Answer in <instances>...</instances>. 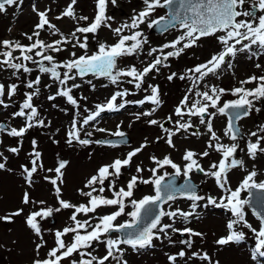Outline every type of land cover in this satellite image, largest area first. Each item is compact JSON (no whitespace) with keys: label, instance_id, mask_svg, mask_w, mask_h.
Returning <instances> with one entry per match:
<instances>
[{"label":"rangeland","instance_id":"obj_1","mask_svg":"<svg viewBox=\"0 0 264 264\" xmlns=\"http://www.w3.org/2000/svg\"><path fill=\"white\" fill-rule=\"evenodd\" d=\"M70 2L71 0H22V3L15 6H6V11L0 13V42L4 40L16 42V38L19 41L27 40L29 34L32 35L34 31H37L35 25L38 23V16L33 11V6L38 11H46L50 23L59 29L58 34H53L54 30L45 26L44 30H40L39 37H33V42L38 38L45 43H52L60 39V34L70 37L77 27L87 26L94 19L96 0H77V3L73 6L76 17L86 16L89 18L88 21H80L70 17L57 19V16L61 15ZM252 3H255V0H249V3L243 6V9L248 10ZM143 7L142 0H118L115 6H112L109 2L107 15L114 18L109 23H111L112 28H116L120 24L129 21L134 12H139ZM165 14V9L159 8L150 19H157ZM258 14L264 13L258 11ZM140 30L147 38L148 43L143 46V50L139 55L120 58L118 61L120 68L135 66L138 70H142L153 59V57L147 55L151 48H158L174 40L182 32L180 29L170 28L166 32L154 33L149 31L147 23L140 25ZM124 34H130V31L126 29ZM87 35L89 38V55L97 50L99 43L112 45L118 39L111 29L104 26L98 29L95 37H93V34ZM77 36L83 38V34L77 33ZM73 42L62 43L60 47L64 48V51L51 52L57 62L71 59L72 52H75L76 56L84 54V50L73 47ZM25 45H29V43ZM221 49L222 45L214 37L202 38L198 46L186 49L179 57L169 58L166 61L168 67H160L159 72L153 71L148 75L141 89H136L134 83H128L131 78H121L119 84L113 85L108 79L104 77L97 78L91 74L83 79L77 77L75 83L79 84L80 87L73 89L72 95L77 99L78 107L67 103L66 98L60 96H56L54 100H49L48 97L50 95L55 96L58 88L62 86L54 82L50 75L39 73L37 66L31 62L24 61L28 67L33 69L30 74L20 71L16 76L12 74L13 69L0 66V84L5 85L6 88L11 84L17 85V92L12 97L7 95L0 97L4 102L0 105V124L5 121V124L10 128L17 129L25 126L26 118L14 117L13 113L17 112L20 102L26 98L25 94L33 91V89L27 88V82L35 80L37 76L41 77V82L38 86L34 85V88L39 87V94L33 97L32 103L37 108L38 116L36 119L44 121V126L36 125L29 128L23 137H12L8 135L10 131V129H7L8 127L0 126V129H3V131H0V162L6 165L4 169H0V217L10 215L18 209H23L22 214L12 217L11 221L0 220V264H33L35 259L46 258L49 249L55 246V231L72 225L69 218L73 209L61 210L59 213L54 212L52 216L43 220L37 218L43 230V239L46 241L37 255L36 244L40 243V238L28 227L26 217L33 211L47 207H59L54 186L45 177L54 178L56 173L49 171V169L54 170L62 161L67 163L66 167L62 169L63 182L61 183L58 180V185L62 190L61 198L73 205L87 204L88 198L81 196L78 190H89L85 188V184L92 175L96 174L99 167L110 164L117 158H124L129 151L140 147L142 144L146 145L143 150L133 158L130 166L122 169V175L118 180L116 190H119L120 187L126 188L127 182L134 175L144 179L150 178L152 175L150 169L156 167L151 159L152 156L158 159L168 156L183 168L186 162L182 157L186 151L191 150L197 154L194 158L205 170L209 169L212 163H218L221 154L207 147L210 134L206 125L200 124L198 117L187 115L183 118L177 117L174 110L176 106L180 105L185 94L190 96L189 105L199 99L195 96V90L205 91L204 84L228 90L222 95L221 102L231 101L238 98L231 94V90L240 87L241 81L251 76H264V54L249 58L248 53H238L234 59L229 58L232 62L231 68H228L227 65L222 66L219 70V78L210 74L193 89L192 93H189V88H193L192 80H181L179 75L184 74L196 65L206 62ZM6 50L0 44V53ZM168 50L171 49H165V51ZM253 50H256L255 46H253ZM158 54L154 53L153 56ZM13 56L19 57V51L13 52ZM3 59L4 57L0 55V61ZM34 59L39 58L34 56ZM13 62L20 61L14 60ZM45 63L47 64V62ZM257 64H260L261 67L257 68ZM60 71L63 73L64 69H60ZM173 72L178 75L169 80L168 76ZM189 75L192 74L189 73ZM89 80L92 81L91 84L87 82ZM70 84L71 82H69ZM148 85L158 87L159 98L162 102L159 107L146 101L143 105L128 103L123 109L105 110L81 130V138L89 137L86 135L87 132L92 133L89 140L93 143L80 145L75 141L72 144L67 142V133L70 131L74 119L78 122L79 127V123L82 122L83 118L89 112L96 110L97 104L105 105L107 100L117 91L127 89L129 92L123 98L118 97V103L122 102V99L128 101L141 100L146 95L151 94L150 89L148 91L143 90L147 89ZM244 87L253 89L256 87V82L246 84ZM4 105H7V107ZM153 107H156V111L153 112L151 117L141 116L139 120L136 119L137 114L151 111ZM254 108H260L261 110L256 112L253 109L248 116L239 120L243 136H240L237 141H232L224 134L227 127L225 114L217 113L212 117L213 130L220 137L219 142L224 145L237 143L238 148L234 154L235 158L244 162L242 168L231 169L227 174L229 185L233 190L239 186L248 172L253 170L257 172L256 181H264V153L258 152L255 159L250 158L247 153V143L249 141L255 142L257 139V137L251 136V133L257 132L258 135L264 136V132H259L260 126L264 125V99L254 101ZM85 109H88V111H85ZM209 111L215 110L209 109ZM169 116L172 117V121L181 119L182 122H185L190 120L193 124V127L187 131L181 130L173 136L174 146H169L166 143V133L158 125L148 123V120L156 119L164 127L175 131L176 125L168 120ZM205 119L207 120L208 117L205 116ZM96 129H105V131H97ZM118 130L129 136L128 142L95 143V138L112 136ZM197 132L199 135L194 134ZM157 137H160V139H157ZM33 141L36 142L35 149ZM212 143L215 144L216 142L212 141ZM261 146L264 147V141H262ZM13 147L19 148V152L9 151ZM205 150L209 151V156L201 157L199 154ZM34 151L40 153V159L37 161L40 167L33 174L32 182L29 184L25 180L26 173H24L21 166L23 165L29 169L32 167L31 161L34 159ZM137 166L143 169L141 173L136 172ZM165 171L168 173L174 172L171 167H165L158 171V175H162ZM189 176L200 185L198 195L213 196L217 200L220 196L225 195L217 186L214 178L196 171L190 173ZM179 178L184 177L181 174ZM25 192L29 194L31 201L29 204L23 203ZM104 195L111 198L112 193L106 191ZM145 195H155L154 187L151 184L138 183L134 189L133 198L139 200ZM247 197L248 192L242 191L241 198L247 199ZM39 201H43L44 204L36 203ZM170 203H172V209L179 208L184 212L193 213L188 217L187 222L177 219L174 227L178 229L191 228L194 232L202 233V237H189L187 233L181 235L179 232L172 233L171 230H168L171 242L167 238L155 239L152 247L142 250H133L127 245H121L124 249L122 261H126V264H172L168 259L169 255H177L183 250L186 253L185 257L177 255L175 264H258V261L259 264H264V257H258L256 260L252 258L255 248L253 244L255 236L247 228L240 229L245 232L246 238L244 241L223 246L216 244L219 238L228 234L226 225L232 218L231 214L223 208H217L213 205L205 206L206 200H202L197 202L198 207L193 211L191 208L193 202L182 197H178ZM126 204L125 211L131 212L133 210L131 204L127 201ZM163 209L170 210L168 204H163ZM114 210V208L104 207L98 209L96 215L108 214ZM245 212L246 219L252 224L253 228L259 229V221L248 206H246ZM86 218L83 214L78 216L80 220ZM125 221L130 222L131 217L122 215L117 219L118 223ZM162 223L168 224L172 221L164 217ZM189 238L192 240L190 248L181 243V241ZM64 239L67 243H71L72 234L67 235ZM92 252L97 257H102L106 254V248L102 243H95ZM193 252L200 255L206 253L209 259L202 260L198 256L194 257ZM75 258L80 259L78 254L75 255ZM62 264H70V260L66 259L62 261ZM105 264H117V262L110 259Z\"/></svg>","mask_w":264,"mask_h":264},{"label":"snow or ice","instance_id":"obj_2","mask_svg":"<svg viewBox=\"0 0 264 264\" xmlns=\"http://www.w3.org/2000/svg\"><path fill=\"white\" fill-rule=\"evenodd\" d=\"M109 2L112 6H115L118 0H96L94 19L87 26L77 27L70 37L60 34V39L52 43H45L37 38L29 45H22L19 41L4 40L0 42L7 49L0 53L4 57L0 61V66L13 69L12 74L16 76L20 71L30 74L33 69L28 67L24 61L31 62L37 66L39 73L50 75L54 82L62 86L58 88L55 96L50 95L48 97L49 100H54L56 96H60L66 98L67 103L78 107L77 99L72 95V90L80 87L79 84L75 83L77 77L83 79L91 74L97 78L104 77L113 85L119 84L121 78H131L128 83H134L136 89H141L148 75L153 71L159 72L160 67H168L169 65L166 61L169 58L179 57L186 49L198 46L202 38L214 37L222 45V49L218 53L213 54L206 62L196 65L194 68L188 69L184 74L179 75L181 80H192L193 88H189V93H192L193 89L202 83L208 75L211 74L219 78V70H221L222 66L227 65L228 68H231L232 62L229 58L234 59L238 53H248L249 58L264 54V14H258V11L264 13V0H255V3H252L248 10H244L243 6L249 3V0H142L143 9L139 12H134L129 21L120 24L116 28H112L111 23H109L114 19L112 16L107 15ZM18 3H22V0H0V13L6 11V6H15ZM76 3L77 0H71L61 15L57 16V19L70 17L80 21H88L89 18L86 16L76 17L73 10V6ZM159 8L168 10V19L166 21L165 17L150 19ZM33 11L38 16V23L35 25L37 31L27 36L29 41H33V37H39L40 30H44L45 26L54 30L53 34L59 33V29L51 24L47 18L46 11H38L35 6H33ZM144 23H147L149 28L156 25L162 32L168 31L170 27L180 29L182 32L174 40L158 48H151L147 55L153 57V59L142 70H138L135 66L120 68L118 66L120 58L139 55L143 50V46L148 43L147 38L140 30V25ZM101 26L111 29L113 34L118 37L117 42L112 45L99 43L97 50L89 55V38L87 34L95 35ZM126 29L130 31V34H124ZM77 33L83 34V38L81 39L77 36ZM69 42H73V47H79L84 50V54L76 56L75 52H72V58L63 62H57L53 55L46 54L48 52L58 53L64 51L65 49L60 47V45ZM253 46H255L256 50H253ZM165 49L171 50L165 51ZM15 50L19 51V57L13 56V51ZM154 53L159 54L153 56ZM34 56L39 59H34ZM14 60H19L20 62H13ZM256 67L260 68L261 65L257 64ZM60 69H64L63 73H61ZM189 73L192 75H189ZM177 75V73L173 72L168 76V79L172 80ZM40 82V76L27 82V88L33 89V91L25 94L26 98L21 104L20 110L13 113L14 117H25L26 124L19 129L11 128L8 135L23 137L29 128L36 125L44 126L42 119H36L38 112L32 103L33 97L39 94V87L34 88V85L38 86ZM69 82H71L70 85ZM87 82L89 84L92 83L91 80ZM253 82H256L255 88L248 89L244 87V85ZM240 84V87L231 90V94L237 96V99L221 102L222 95L228 90L204 84L205 91L195 90V96L199 97V99L189 105L190 96L185 94L180 105L175 107L174 112L177 117L183 118L185 115L198 117L200 124L206 125L210 134L208 149H214L221 154L219 162L212 163L207 170L194 158L197 154L191 150L186 151L182 157L186 162L183 168L168 156L163 159L152 156L151 159L156 167L150 169L152 174L150 178L144 179L134 175L127 182L126 188L120 187L119 190H116V185L122 175V169L130 166L133 158L143 150L146 145L142 144L140 147L129 151L124 158H117L112 163L99 167L96 174L92 175L85 184V188L89 190H78L81 196L88 198L87 204L73 205L61 198L62 190L58 185V180L61 183L63 182L62 169L66 167L67 162L62 161L54 170L49 169V171H54L56 176L54 178L45 177V179L49 180L54 186L59 207H47L33 211L26 217L28 227L40 238V243L36 244L37 255L46 243L43 239L42 227L37 218L43 220L52 216L54 212L59 213L61 210L73 209L69 218L72 221V225L65 226L62 230H56L54 233L55 246L49 249L46 258L35 259L33 264H62V261L66 259L70 260V264H105L110 259L115 260L117 264H126V261H122L124 249L121 245H127L133 250H140L152 247L155 239L167 238L171 242L168 230H171L172 233L179 232L181 235L187 233L189 237H202V233L194 232L191 228L178 229L174 227L177 219L187 222L188 217L193 214L192 212H184L179 208L172 209V203L170 202H174L178 197H184L192 201L191 208L193 211L198 207V201L206 200L205 206L213 205L229 212L232 219L226 225L228 234L219 238L216 244L223 246L244 241L246 235L240 229L247 228L255 236V248L252 258L256 260L258 257H264V197H257L255 207L259 210L253 212V215L259 221V229L253 228L252 224L246 219L245 208L252 205V201L241 198L242 191H247L250 197L253 195L254 189L264 192V181L257 182L255 179L257 172L253 170L248 172L239 186L233 190L229 185L227 174L231 169L242 168L244 162L235 158L234 154L237 151L238 144L235 142L231 145L221 144L219 142L220 137L213 130L212 117L217 113L227 114L229 115V122L224 134L232 141H237L240 131L234 121H239L243 117L248 116L253 109L256 112L261 110L260 108H254V101L264 99V76H251L241 81ZM148 89H150L151 94L146 95L141 100L128 101L122 99V102L119 103L117 98H123L129 92L127 89L115 92L105 105L97 104L96 110L89 112L82 122L79 123V127L78 122L75 119L73 120L71 129L67 133V142L72 144L75 141L80 145L93 143L89 139L81 138V130L105 110L115 111L123 109L128 103L143 105L146 101L159 107L162 102L159 98L158 87L148 85V88L143 90L148 91ZM16 92L17 85L11 84L6 88L5 85L0 84V97L5 95L12 97ZM3 103V100L0 99V105ZM4 106L7 107V105ZM156 107H153L151 111L137 114L136 119L139 120L141 116L151 117L153 112L156 111ZM209 109H214L215 111L210 112ZM25 110L28 111L26 112ZM85 111H88V109H85ZM205 116L208 117L207 120ZM168 120L176 125L175 131L164 127L156 119H150L148 123L158 125L166 133V143L169 146H174L173 136L181 130L187 131L193 127V124L190 120L185 122H182L181 119L172 121L171 116L168 117ZM96 130L105 131V129ZM0 131H3V129H0ZM259 132H264V125L260 126ZM194 134L199 135L198 132ZM86 135L90 137L92 133L87 132ZM113 135L124 137L125 134L118 130ZM251 136L257 137V139L255 142L249 141L247 143V153L250 158L255 159L258 152L264 153V147L261 146L264 136L258 135L257 132H252ZM157 139H160V137H157ZM212 141L216 143L213 144ZM95 143L110 142L95 141ZM35 144L36 142L33 141L34 149ZM9 151L18 153L19 148L13 147ZM33 154L32 167L29 169L23 165L21 166L24 173H26L25 180L29 184L32 182L33 174L40 167L37 163L40 159V153L34 151ZM209 154V151L205 150L199 155L208 157ZM5 166V163L0 162V169H4ZM165 167H171L175 176L182 174L186 182L182 185H177L174 179H169L165 182V177L170 174L165 171L162 175H158V171ZM142 171L143 169L137 166L136 172L141 173ZM194 171L214 178L217 186L225 195L220 196L219 200L213 196L198 195L196 186L189 181V174ZM138 183L151 184L154 187L155 195H145L139 200L134 199V189ZM106 191L112 193L111 198L104 195ZM126 201L132 206L133 210L131 212L125 211L127 207ZM30 202L29 194L25 192L23 203L29 204ZM36 203L44 204L43 201ZM163 204H168L170 210H164L161 207ZM104 207L114 208L115 210L108 214L96 215L98 209ZM154 209H159V211H154ZM22 212L23 209H18L10 215L0 217V220L11 221L12 217L18 216ZM80 214L87 218L84 220L78 219ZM122 215H128L131 217V221L118 223L117 219ZM164 217H167L172 223L163 224L162 220ZM69 234H72L71 243H67L64 239ZM95 243L104 244L106 248L104 256L97 257L93 254L92 249ZM181 243L186 244L189 248L192 246L190 238L181 241ZM77 254L80 257L79 260L75 258ZM177 255L185 257L186 253L181 250ZM177 255H169L168 259L172 264H175ZM192 255L194 257L198 256L202 260L209 259L206 253L200 255L193 252Z\"/></svg>","mask_w":264,"mask_h":264},{"label":"water","instance_id":"obj_3","mask_svg":"<svg viewBox=\"0 0 264 264\" xmlns=\"http://www.w3.org/2000/svg\"><path fill=\"white\" fill-rule=\"evenodd\" d=\"M165 10H166V15H164L162 17H165V21H166L168 19V10L166 8H165ZM149 31L154 32V33H161L162 32V31H160L158 29V26H156V25H154L152 28H149ZM225 115L227 117V125H228L229 115H227V114H225ZM234 123L239 128L240 136H243V132L241 131V128L239 126V121H234ZM0 126L1 127H8L9 128V126L7 124H5V121H3L0 124ZM83 138L84 139H90L89 137H83ZM95 140L96 141H106V142H110V143H122V142H128L129 141V136L127 134H125L124 137H118V136H115V135H112V136H100L98 138H95ZM169 174H170L169 176L165 177V182H167L169 179H174L175 180V183L177 185H182V184H184L186 182L185 181V178L180 179L179 176H175L174 172L169 173ZM189 181L196 186V191L198 192L199 186H200L199 183H196L190 176H189ZM257 197H264V192H261L260 190H255L254 189L253 190V195L251 197L248 195V198H247V199H249V200L252 201V205H249V208L253 212L259 210L258 208L255 207ZM161 207H162V205H161ZM154 211H159V209H154Z\"/></svg>","mask_w":264,"mask_h":264},{"label":"trees","instance_id":"obj_4","mask_svg":"<svg viewBox=\"0 0 264 264\" xmlns=\"http://www.w3.org/2000/svg\"><path fill=\"white\" fill-rule=\"evenodd\" d=\"M29 35H31V34H29ZM96 35H93V37H95ZM18 40V38H16V40L15 41H17ZM19 41V40H18ZM22 45H25V44H27V43H29V44H31V43H33V41H29L28 39L27 40H21V41H19ZM17 50H15V51H13L14 53L16 52ZM46 54H52L51 52H48V53H46ZM34 55V54H33ZM33 75V74H32ZM24 101V100H23ZM23 101H21L20 102V104H19V107L21 106V104L23 103ZM227 101H229V100H227ZM18 107V109L16 110V111H19L20 110V108ZM263 109V108H262Z\"/></svg>","mask_w":264,"mask_h":264},{"label":"flooded vegetation","instance_id":"obj_5","mask_svg":"<svg viewBox=\"0 0 264 264\" xmlns=\"http://www.w3.org/2000/svg\"><path fill=\"white\" fill-rule=\"evenodd\" d=\"M147 248H150V247H147ZM140 250H142V249H140Z\"/></svg>","mask_w":264,"mask_h":264}]
</instances>
